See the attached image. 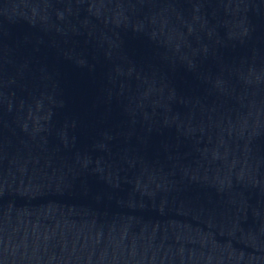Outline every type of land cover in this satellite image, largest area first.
Returning <instances> with one entry per match:
<instances>
[{
  "label": "water",
  "instance_id": "water-1",
  "mask_svg": "<svg viewBox=\"0 0 264 264\" xmlns=\"http://www.w3.org/2000/svg\"><path fill=\"white\" fill-rule=\"evenodd\" d=\"M0 264H264V0H0Z\"/></svg>",
  "mask_w": 264,
  "mask_h": 264
}]
</instances>
